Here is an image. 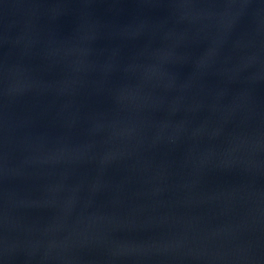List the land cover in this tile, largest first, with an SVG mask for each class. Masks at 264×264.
Here are the masks:
<instances>
[{
	"label": "water",
	"instance_id": "95a60500",
	"mask_svg": "<svg viewBox=\"0 0 264 264\" xmlns=\"http://www.w3.org/2000/svg\"><path fill=\"white\" fill-rule=\"evenodd\" d=\"M0 264H264V0H0Z\"/></svg>",
	"mask_w": 264,
	"mask_h": 264
}]
</instances>
